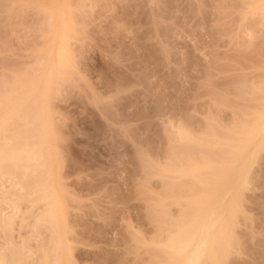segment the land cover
Masks as SVG:
<instances>
[{
    "label": "rangeland",
    "instance_id": "obj_1",
    "mask_svg": "<svg viewBox=\"0 0 264 264\" xmlns=\"http://www.w3.org/2000/svg\"><path fill=\"white\" fill-rule=\"evenodd\" d=\"M63 43L72 64L61 76L57 50ZM47 86L45 97L40 93ZM35 92L42 97L37 108L52 99L55 184L72 263L163 264L167 257L151 241L167 233L179 206L167 198L170 180L157 175L158 164L169 161L167 155L181 157L188 145L170 141L171 127L196 133L186 148L199 150L196 158H213L231 149L225 145L235 137L245 139L244 124L264 109V0H0V113L29 109L7 118V125L14 119L8 134L18 130L13 136L21 147V141L35 144L32 131L43 124L33 119L36 107H28ZM262 137L225 264H264ZM21 154L10 160L20 173L28 156ZM24 161L33 171L35 162ZM26 228L22 235L37 236ZM34 238L33 250L41 242Z\"/></svg>",
    "mask_w": 264,
    "mask_h": 264
},
{
    "label": "bare ground",
    "instance_id": "obj_2",
    "mask_svg": "<svg viewBox=\"0 0 264 264\" xmlns=\"http://www.w3.org/2000/svg\"><path fill=\"white\" fill-rule=\"evenodd\" d=\"M57 51V64L61 70L59 73V68H57V73L61 74L62 72L67 74L66 69L72 64V57L67 48V45L63 43L62 45H60V49ZM61 76L63 75L61 74ZM48 88L49 86L45 87L42 92L40 91V94L46 97V95L48 94ZM36 95L37 93L35 92L31 100L32 103L31 101L29 102L31 103V105L28 103L30 105H28L30 109L36 107L34 103L36 104V102H38V100H41L42 98ZM51 103L52 99L49 95V97L43 100L42 106L40 105V108L38 106L39 109L37 107L34 108V110H37V113L36 111L34 112L37 115H34L35 118L33 119H36V122H38L39 125V120H41L40 122H42L43 124L39 126V128L37 127L38 125L34 127V130L36 129L37 133H33L32 131V134H34V136L38 134V137L34 138V141H36L35 144H32L33 140L32 142L28 143H25L27 141H21L23 142L22 144H24V146L22 145L24 148L18 145L19 143H15L14 139L16 138L13 135L18 130H16L15 132L13 130V135H10L12 133L8 134V132L10 131H7L9 128V123L12 120L14 121V119L12 118L11 121L9 120L10 122H8L7 125V118L8 116L11 117L12 114L16 113H22V115H25L26 113L28 114L29 109H26V112L20 113V110L23 111L25 109V106H23L24 109L22 110L21 108L19 112L16 108L15 110H12L10 112L2 113L3 111H1L0 113V264H73V252L72 249H70L71 247L68 244L69 240L67 239V235L70 230H67V217L65 211H63L61 207L60 195L55 184L56 159L54 158V152L56 151H54L55 146L52 143L53 137L51 139ZM261 105L263 106V103ZM31 106H33V108ZM34 110H31V113ZM259 112L260 113L257 114L258 117L256 115L251 124L250 121H248L249 123L245 121L248 123L246 124L248 126L245 127L244 124V129L242 128L241 131V133H243V131H245L244 133H247L249 131L247 136L245 135V139L243 138L244 136L242 137L243 134L237 137L233 135L236 138V142H234L235 146L233 143L234 140L231 142L233 143L231 145L230 143L227 144L225 141V143L227 144L225 146L231 147V149L229 148L230 151L227 148L223 150L221 148L220 151L222 150V153L213 152L215 155L211 153L213 154V158L212 156L209 157V155L208 157L203 155L206 157V159L205 157L203 159V157L201 156L196 158L195 154H197L199 150L196 152L195 150L197 149L193 150L192 148V151L189 147L188 149H186L189 144L191 145L195 143L193 141L197 138V136H193L195 132L191 131L193 135L190 134L191 132H188L189 129L186 127L188 129L187 130L182 124H177V126L174 125L171 127L172 129L170 130L169 134H172L173 136L171 135L172 138L170 137V141L172 143L175 141L183 142L182 146L184 147L186 144L188 145L186 146V148H184L183 152L182 150H180L182 154L184 153L183 155L180 154L181 157L178 156V153L177 157L179 158L175 157L174 155H167L170 159H168L169 161L166 160L164 164L162 163L163 161L159 164L157 163L158 167L160 168H158L159 172L157 173V175H161L162 178L164 177L170 180L168 181V183L163 181L167 184V198L174 197V203H176L175 205L179 206L177 210L179 213H177L176 211L178 215H174V217L172 216L173 219L169 214L171 213L173 215L175 211L174 213H172L173 211H171V208H168V212L170 213L166 212V215H169L172 221L168 223L170 224V227H165L167 228V230L165 229L167 231L166 234L162 232L163 230L161 231L163 235L165 234V237H161L162 233L158 228L157 231H159L161 235L158 236L157 234V237H154V241H151V243L156 244V246L158 247H156L157 249L162 250V252H159L167 257V262H165L164 260L165 264H225L226 259L229 258L231 254V248L233 249V247L231 246H233L234 244V239L232 240V238H234V234L236 232L234 231V224H236L235 222L237 219V213L239 211L242 212L241 210L243 207L242 203L244 202V195L250 185V171L253 168V164L255 165L254 162H256V154H260L259 152L261 151V142H257L258 139H260V136L263 135L262 138H264V109ZM32 115L33 114H31V120L33 117ZM22 117L24 118L25 116ZM27 119H29L28 115ZM29 121L28 123H26L27 121L25 122L24 120L26 125L29 123H35V120L33 121L34 123ZM23 126L25 125L23 124ZM28 128L30 127L28 126ZM28 128L26 126V129ZM31 128H33L32 125ZM28 131L27 134H29ZM21 134V137L23 138L24 133L21 132L19 135ZM25 135L26 134H24V136ZM16 136L18 135L16 134ZM34 136L32 135V137L30 136L28 138L33 139ZM19 137L20 136H18L17 138L19 139ZM241 138L244 139V142H238L239 144L237 145V140ZM22 140H24V138ZM262 140V142H264V139ZM206 144L207 143L203 145L206 146ZM28 145L30 146V148ZM252 145H255V148H253L254 150L251 149ZM169 146H173V144ZM262 146H264L263 143ZM26 147H28L29 150ZM19 148L21 150H25L26 148V151L22 153L23 150L21 151ZM169 149L173 151V148ZM169 149L167 151L170 154L171 152L169 151ZM212 149L214 151V148ZM19 150L20 153L18 154L22 153V156L26 153V157L28 153V156L26 157L27 161L31 160L32 162H35L33 171L31 169L32 167L30 168V166L32 165H29V163H27L26 165L24 163V165H22L23 162H25L24 160H26V158L23 156L25 159L23 158L24 160H21L22 158L20 156L21 162H19L22 163L21 167L24 166V171L20 173L17 164L18 162L15 163L18 159L17 152H19ZM216 150L218 151V149ZM224 153L228 154L226 155ZM199 154L201 153H198V156ZM216 155L217 157L215 159L214 157ZM170 157L177 159L173 161L174 159ZM12 158H16L14 162L15 164L10 161ZM199 158L202 159L200 160ZM158 160L160 161V158ZM9 161L11 162V165L9 164ZM38 168H40L42 172L38 171L40 173L37 176L36 171L38 170ZM29 170L31 171L30 173H28ZM32 172L36 174V176ZM28 174L31 175L29 176ZM7 176L10 177L7 179ZM184 179H186L185 183L183 181ZM165 180L167 181V179ZM180 181H182L183 184ZM177 183L181 184L179 185ZM163 192H165V190ZM163 197H161V199ZM162 201L163 200H161L160 202ZM62 203L64 202L62 201ZM161 204H158L157 202L156 205L161 207L165 206L164 204ZM59 205L60 207H58ZM172 205L173 204H171V207ZM177 206L175 207L177 208ZM167 207L168 206L164 208ZM157 209L160 210L162 208L159 207ZM161 212L162 210L159 213ZM160 217H162V214ZM162 219L161 221L159 219L160 223L162 222L166 224V220L164 218ZM26 227H30V230H32L30 231L32 232L31 234L36 232L35 234L37 236L29 237L31 236L29 235V238H27V236L22 235L21 231ZM15 233H18V235L16 234V236ZM44 233H48V236L44 237ZM34 237H36L37 241L41 240V242L36 245L37 247L35 250H33L30 244V241ZM26 258L28 261L25 262L24 259Z\"/></svg>",
    "mask_w": 264,
    "mask_h": 264
}]
</instances>
